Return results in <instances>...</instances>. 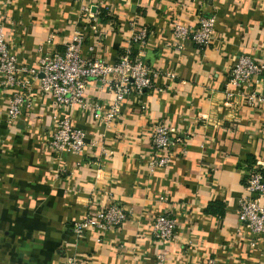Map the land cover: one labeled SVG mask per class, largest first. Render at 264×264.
<instances>
[{"label":"crops","instance_id":"crops-1","mask_svg":"<svg viewBox=\"0 0 264 264\" xmlns=\"http://www.w3.org/2000/svg\"><path fill=\"white\" fill-rule=\"evenodd\" d=\"M102 9L115 21H101ZM210 14L209 45L174 38L173 21L193 29ZM131 22L147 29L143 58L158 73L156 88L128 93L107 121L114 94L98 79H87L85 108L62 110L20 71L31 106L12 122L11 89L0 84V264H63L68 256L83 264L264 263V233L238 216L245 178L257 158L264 162V106L239 96L228 105L224 95L236 90L229 72L237 56L264 62V0H0L8 50L28 69L63 51L75 32L84 59L113 63L136 50ZM58 118L85 132L80 152L49 148ZM155 123L175 127L179 140L169 161L151 169ZM212 201L224 204L222 216L205 211ZM110 202L126 211L123 224L73 234L88 210ZM159 214L175 221L164 241L151 229Z\"/></svg>","mask_w":264,"mask_h":264},{"label":"built area","instance_id":"built-area-1","mask_svg":"<svg viewBox=\"0 0 264 264\" xmlns=\"http://www.w3.org/2000/svg\"><path fill=\"white\" fill-rule=\"evenodd\" d=\"M215 24L216 17L211 14L200 17L193 29L175 20L172 24V33L176 40L189 38L196 46L203 48L212 41ZM130 26L134 29L132 22ZM82 42L81 34L75 32L63 51L43 54L38 65L28 69L19 65L15 54L9 52L5 34L0 26V84L11 89L6 109L7 122L14 121L24 109H29L31 106L24 91L27 86L26 81L17 77L20 71H26L31 77L38 79L40 91L49 94L55 108L62 110L74 104L85 108L87 102L84 94L87 79H98L114 94L111 109L103 115L105 121L111 119L118 111L120 102L128 93L141 94L146 89L156 88L155 80L158 73L143 58L147 44L146 28L134 29L132 42L137 45L136 52L131 54L127 49L113 63H107L102 59H84L81 54ZM168 74L173 76L172 73ZM229 81L236 86V90L225 92L228 105L232 103L229 102L232 98L239 96L249 107L264 106V62L256 61L247 55L237 56L229 72ZM157 90L162 89L157 88ZM94 116L100 117L101 114L94 112ZM175 131V127L161 123H155L150 127V142L159 153L157 158L150 162L151 169L155 165H163L169 161L166 152L175 141L179 140L178 136L175 137ZM84 139L83 129L71 127L66 118H58L54 136L48 144L49 148L61 154L78 153L84 145ZM254 165L244 183L246 195L239 202L238 216L242 226L252 233H264V175L260 171L264 169V162L257 158ZM158 198L165 199L163 195H159ZM126 216V211L118 203H107L88 210L74 223L73 234L79 237L88 230L106 231L118 227L125 222ZM174 224L173 218L159 214L153 219L151 229L158 239L164 241L171 237ZM96 240L99 241L100 238L96 236ZM63 264L83 263L74 256H68ZM199 264H216V262L208 258Z\"/></svg>","mask_w":264,"mask_h":264},{"label":"trees","instance_id":"trees-1","mask_svg":"<svg viewBox=\"0 0 264 264\" xmlns=\"http://www.w3.org/2000/svg\"><path fill=\"white\" fill-rule=\"evenodd\" d=\"M106 11L105 10H100L99 12V18L101 21H106V20H112L115 21V18L112 16H107L105 15ZM131 54H134L136 52L135 49H131ZM260 171L262 172V174L264 175V169H260ZM248 176H246L245 181L247 179ZM244 181V183H245ZM205 211L208 213H214L217 215L222 216L224 214V204L220 201H212V202H208V204L206 205Z\"/></svg>","mask_w":264,"mask_h":264},{"label":"rangeland","instance_id":"rangeland-1","mask_svg":"<svg viewBox=\"0 0 264 264\" xmlns=\"http://www.w3.org/2000/svg\"><path fill=\"white\" fill-rule=\"evenodd\" d=\"M14 172V171H13ZM14 179V178H13ZM11 192L14 193V185L11 186Z\"/></svg>","mask_w":264,"mask_h":264},{"label":"water","instance_id":"water-1","mask_svg":"<svg viewBox=\"0 0 264 264\" xmlns=\"http://www.w3.org/2000/svg\"><path fill=\"white\" fill-rule=\"evenodd\" d=\"M92 10H93V11L95 10L94 7L92 8Z\"/></svg>","mask_w":264,"mask_h":264}]
</instances>
